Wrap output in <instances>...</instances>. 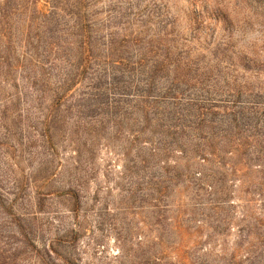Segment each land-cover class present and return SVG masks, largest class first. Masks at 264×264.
Here are the masks:
<instances>
[{
  "label": "rangeland",
  "instance_id": "374dc122",
  "mask_svg": "<svg viewBox=\"0 0 264 264\" xmlns=\"http://www.w3.org/2000/svg\"><path fill=\"white\" fill-rule=\"evenodd\" d=\"M177 2L0 0V264H264V63Z\"/></svg>",
  "mask_w": 264,
  "mask_h": 264
},
{
  "label": "clouds",
  "instance_id": "9594fccd",
  "mask_svg": "<svg viewBox=\"0 0 264 264\" xmlns=\"http://www.w3.org/2000/svg\"><path fill=\"white\" fill-rule=\"evenodd\" d=\"M194 5L202 13L205 9L225 11L235 25L234 31H225L222 22L205 13L204 23L208 30L199 39L193 38L187 13ZM169 17L186 38L227 47L234 63H238L242 55L264 63V3L259 0H178L170 6Z\"/></svg>",
  "mask_w": 264,
  "mask_h": 264
}]
</instances>
